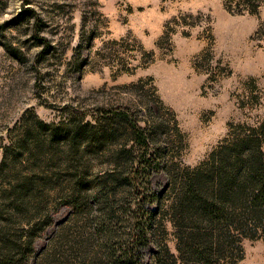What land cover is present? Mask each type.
<instances>
[{"label":"rangeland","instance_id":"374dc122","mask_svg":"<svg viewBox=\"0 0 264 264\" xmlns=\"http://www.w3.org/2000/svg\"><path fill=\"white\" fill-rule=\"evenodd\" d=\"M238 1L0 0V162L18 153L24 174L50 179L46 211L19 221L5 197L19 172L0 170V264H82L96 247L108 264L129 231L123 216L137 214L144 195L154 230L147 263L157 248L178 252L172 211L190 178L264 125V0L258 13L238 12ZM140 159L149 171L134 179ZM228 209L226 264H264V226L241 203ZM108 213L113 233L99 238Z\"/></svg>","mask_w":264,"mask_h":264},{"label":"trees","instance_id":"16d2710c","mask_svg":"<svg viewBox=\"0 0 264 264\" xmlns=\"http://www.w3.org/2000/svg\"><path fill=\"white\" fill-rule=\"evenodd\" d=\"M260 0H240L236 2L235 9L238 12L249 11L258 13ZM29 10V9H27ZM39 18L35 23V37L38 42L44 43L46 53L51 44L40 35L41 24ZM42 43V44H43ZM46 45V46H45ZM81 45V44H80ZM76 48L79 52V47ZM76 56V55H75ZM131 126L136 134V140L142 142V146L148 147L149 140L144 128L138 121H131ZM101 138H99V141ZM29 141L28 136L22 137L18 142L19 151L24 149ZM8 146H6L7 149ZM19 154H14L7 167V152L0 162L1 171L7 167L10 171H18L10 180V188L5 189L14 198L16 209L25 217H19V221L30 222V212L34 208L38 212H45L47 201L44 199L45 188L49 186V176L43 174H24L19 166ZM139 166L133 169L136 172L134 179L141 172L148 174V161L138 160ZM146 162V163H145ZM211 169L205 175L201 172L191 177L186 184L178 204L173 206L172 217L179 228L177 253H172L168 247L157 248L155 264H226L230 247L233 244L230 235L226 234L225 226H230V211L228 204L241 203L243 215L253 217L261 226H264V125L260 128L259 135L238 138L230 145H223L214 152L211 161ZM23 173V175L21 174ZM200 177V178H199ZM214 188V194L208 193ZM210 198L208 201L203 198ZM144 195L139 201V212L129 217L123 216V222L129 225V231L122 243L121 251L114 250L109 254L112 258L108 264H148L145 251L154 240V230L151 229L153 213L143 205ZM85 195L73 196L70 205L73 211L81 207L80 199ZM36 199L35 201H33ZM148 200V202H149ZM35 206V207H34ZM28 216V217H27ZM48 220H52L49 215ZM116 219L114 213H108L109 224L103 228L99 226L97 231L99 238L110 237L114 230L113 222ZM242 226L245 228V224ZM32 235H30L31 238ZM97 248V247H96ZM96 248L86 253L82 258V264H102L103 257H99ZM234 262V261H232Z\"/></svg>","mask_w":264,"mask_h":264}]
</instances>
